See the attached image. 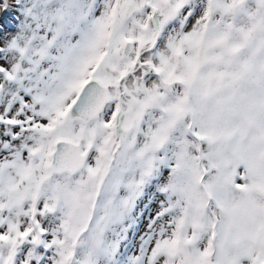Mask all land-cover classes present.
Listing matches in <instances>:
<instances>
[{"label":"snow or ice","instance_id":"snow-or-ice-1","mask_svg":"<svg viewBox=\"0 0 264 264\" xmlns=\"http://www.w3.org/2000/svg\"><path fill=\"white\" fill-rule=\"evenodd\" d=\"M0 264H264V0H0Z\"/></svg>","mask_w":264,"mask_h":264},{"label":"rangeland","instance_id":"rangeland-1","mask_svg":"<svg viewBox=\"0 0 264 264\" xmlns=\"http://www.w3.org/2000/svg\"><path fill=\"white\" fill-rule=\"evenodd\" d=\"M154 211H155V206H152V207H150V208L144 210L143 220H144V221H147L148 216H149L150 214H153ZM129 254H132V253L130 252Z\"/></svg>","mask_w":264,"mask_h":264}]
</instances>
